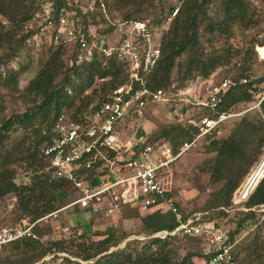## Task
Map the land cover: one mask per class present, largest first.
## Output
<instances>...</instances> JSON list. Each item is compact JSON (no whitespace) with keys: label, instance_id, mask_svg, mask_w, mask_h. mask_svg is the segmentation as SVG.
Here are the masks:
<instances>
[{"label":"trees","instance_id":"trees-1","mask_svg":"<svg viewBox=\"0 0 264 264\" xmlns=\"http://www.w3.org/2000/svg\"><path fill=\"white\" fill-rule=\"evenodd\" d=\"M213 1L215 0L183 1L169 29L163 35L161 59L148 77L149 88L167 90L172 84L175 71L181 82L192 80L196 76L207 80L218 69L227 67L232 57L243 54L242 50H226L225 47L210 54L201 51L202 32L214 37L231 38L236 28L249 30L259 23L252 0H217L219 5L217 19H213L207 10L209 3ZM117 2L125 7L130 5L141 7L144 3L147 4V0ZM44 3L45 0H0V15L7 22L5 24L0 22V89L14 93L20 91L21 77L27 72L28 66L13 70L9 69L10 63L25 53L36 39L41 38L42 32L51 31L53 41L56 40L59 13L62 8L70 12L75 11V17L80 23L96 26L101 33L106 32L105 25L110 24L103 15L99 17L90 11L80 12L73 0H53L55 7L53 28H47L44 23L38 29H27L18 36H15L12 30H6L8 27L14 30L21 24L36 22ZM98 7H101L100 2H97ZM174 10L171 8L168 16ZM141 13L140 9L135 17L128 13L124 20H143ZM168 16L154 24L160 26ZM58 42L60 43L52 42L47 59L25 89L33 99V105L23 114L0 124V202L13 197L18 198L19 208L12 213V223L24 217L33 222L41 220L34 230L38 240L27 238L4 246L0 250V264H195L194 259L200 254L188 251L182 256L177 243L179 238H187V241L195 244L199 242L200 237L178 235L166 238L152 237L161 231L172 232L180 225L172 211H156L142 215L134 206L124 207L120 218L130 216L139 218L140 232L146 236L143 240H129L122 248L118 247L128 240L130 235L117 232L118 222L104 231L92 233L91 228L95 222L91 219L85 222L86 231L84 230L81 237L73 234L67 237L58 236L55 232L57 225H69L75 230L72 217L87 216L78 207L67 209L70 212L69 218L65 216L67 213L62 212L58 218L44 219L70 203V184L54 177L43 154V148L53 137V126L57 117L62 112H69L77 118L78 115L86 113L91 106H99L112 90L124 84L126 80L125 64L122 60L104 57L92 62L77 63L78 43L68 46L61 39ZM183 56L186 60L180 61ZM240 70L238 76H233L236 84L230 87L215 108L189 105L197 109L194 117L198 121L205 117L215 120L221 114L237 111L242 105L255 102L256 93L261 91L260 87L264 85V76L258 79L245 77L244 73L247 70L244 67H240ZM229 77L230 75L226 74L222 80ZM242 78L247 79V83L241 84L239 80ZM89 90H92L93 94L100 90L102 95L95 101L90 100V96L85 95ZM259 109L264 117V99ZM252 111L254 109L239 117L240 121L227 138H217L216 133L204 138V151L212 156L202 163L201 170L210 176L209 185L213 189L204 206L187 213L173 200L183 215V221L194 214L202 213L201 222H212L225 228L224 219L233 213L232 220L229 221L233 222L234 228L228 229L230 243H236L240 229L245 227L247 221L264 215L257 210L226 211L232 206L234 192L258 162L264 148V119H256L255 115L249 114ZM199 133L197 127L178 121L159 126L152 134L145 136V144L165 143L177 153L185 143L193 141ZM13 134L16 136L10 142ZM16 168L27 173L28 183L17 182ZM167 198L173 199L170 193ZM262 204L264 178L244 206L254 208ZM263 227L264 220L248 238L252 242L245 249L257 251ZM243 242L245 240L234 247L236 261L237 248L242 246ZM47 257L50 259L47 260ZM259 264H264V261Z\"/></svg>","mask_w":264,"mask_h":264},{"label":"built area","instance_id":"built-area-1","mask_svg":"<svg viewBox=\"0 0 264 264\" xmlns=\"http://www.w3.org/2000/svg\"><path fill=\"white\" fill-rule=\"evenodd\" d=\"M178 10L179 8L175 9L160 26L149 20L110 21L104 33L96 26L80 23L75 17V11L70 12L66 8L60 10L56 41L61 39L68 44L78 43L77 63L92 62L104 57L122 60L126 80L112 90L99 106H91L77 118L69 112H62L57 117L53 137L43 148V154L54 177L70 184V203L44 219L58 218L60 213L74 207H78L89 217L104 216L113 219L120 217L126 206L136 207L142 215L172 211L180 225L172 232L161 231L152 237H206L211 242V250L207 253L208 258L204 264H236L234 247L256 230L263 222L264 215L247 221L245 227L240 229L236 243H230L228 230L212 222H201L202 213L183 221V215L174 205L173 199L167 198L170 183L167 184L165 178H172V165L197 143L206 136L218 134L223 123L259 108L264 96L245 110L224 113L215 120L206 117L200 121L186 118L184 112L179 110L176 116L178 121L197 127L200 133L193 141L185 143L177 153L165 143L146 145L145 137L126 142L121 140L128 120L142 119L150 105L170 101L166 90H152L148 87V77L161 59L163 35ZM54 11L53 0H45L37 19L42 18L47 28L51 29L54 27ZM247 81L245 78L239 80L241 84ZM236 82L232 77L226 78L209 85L202 99L184 101L187 104L215 108ZM187 93L180 91V95ZM252 174L253 171L234 192L232 206L227 212L257 210L264 213V204L254 208L244 206L264 178L263 174L256 183V178L249 183ZM5 204V208L0 210V250L23 239L38 240L34 230L41 220L33 222L24 217L12 223V213L19 208L18 198L8 199ZM74 226L75 230L69 225H57L55 232L58 236L73 234L81 237L83 229L77 223Z\"/></svg>","mask_w":264,"mask_h":264},{"label":"rangeland","instance_id":"rangeland-1","mask_svg":"<svg viewBox=\"0 0 264 264\" xmlns=\"http://www.w3.org/2000/svg\"><path fill=\"white\" fill-rule=\"evenodd\" d=\"M183 1L184 0H147V4L144 3L141 7L136 5L125 7L124 5L117 4V0H73L74 5L78 10H80V12L87 13L90 11L94 14H98L99 17L100 15H103L109 22L123 21L124 17L128 13L135 17L138 9H140L142 12L141 18L143 20H149L152 23L160 20L164 16H168L169 10L171 8H181ZM252 1L254 3V7L256 8V18L259 20V23L254 27L250 28L249 30H240L239 28H236L231 38H220L218 36H211L205 32L201 33V51L204 52V54L220 51V49L222 50V47H225L226 50H242L243 54L241 56L232 57L229 60V65L227 67L218 69L207 80L196 76L192 80H185L181 82L175 71L172 78V84L166 90L168 95L167 97L170 98V101L164 104L150 105L145 112V117L142 119L128 120L125 123L124 131L122 132V142L136 138L142 139L148 134H152L161 125L178 122V117H176V114L179 112V110L186 111V113H184L186 118L196 119L194 116L196 115L197 109L193 106L191 108L189 106L190 104H187L184 99H188L193 102L194 100H200V98L202 99L204 97L205 90L209 85L221 81L226 74L230 75L232 78H234L233 76H238L239 73H241L240 67H244L247 70L244 73L245 77H254L258 79L264 76V55L258 51V48L264 47V0ZM97 2H100V8H97ZM218 6L217 0L209 3L208 5V13L213 19L219 18ZM0 22L3 24L7 23L1 15ZM43 23L44 20L41 18L36 22L33 21L32 23L16 26L14 30L11 27H8L6 30H12L11 32L14 33L15 36H18L22 35V33L27 29H38ZM108 26V24L105 25V28ZM42 33L43 34L41 38L39 37L36 39L28 48V50L25 51V53L21 54L18 59L9 65V69L13 70H19L22 66H28V69L25 75L21 77L19 92L14 93L0 89V124L3 121L13 119L14 116L23 114L33 105V99L26 93L25 89L28 86L30 80L36 76L39 69L41 68V65L47 59L48 50L52 45V42H54V44L60 43L56 40L53 41L51 31H44ZM185 60V56L181 57L180 59V61ZM260 88L262 90L256 93L255 102L249 105H242V107L236 112L245 110L258 103L264 96V85H262ZM180 91L188 93L185 95H180ZM85 95L90 96V100L93 99L95 101L102 94L100 90L96 94H93L92 90H89L85 93ZM249 114H252V116L255 115L256 119H264L259 108H255L254 111ZM239 121V118H234L227 121L226 123H223L220 126L219 133L216 134V137L221 139L230 136ZM15 134L18 135L19 133ZM15 134L12 135L13 137L10 139V142H12L13 138H15ZM204 144L205 143L203 139L190 151L184 154L176 163L172 165V178H165V182L167 184L170 183L168 188L171 197L175 202H178L183 210L187 213L192 212L196 208L203 207L209 198V194L213 191L209 185L210 176L201 170L202 163L212 156L205 153ZM263 159L264 148L262 149V153L258 162L250 169L249 173L242 180L241 184L252 171H256ZM16 169L18 172L17 182L25 181L28 183V176L24 175V170L20 168ZM5 202L7 201L5 200ZM5 202H0V210L5 208ZM65 213L68 214L65 216H68L69 218V210L63 212V214ZM232 216L233 213L223 221L226 230H232L234 228L233 222L229 221L232 220ZM91 219H93L95 222V225L91 228V230H93L92 233L95 231H104L107 227H110V225H114L116 222H118V225L116 226L117 232L119 234L125 232L130 235L129 239L125 242L132 239H145L146 235L140 232L141 221L137 217L130 216L129 218H120L117 216L114 219L104 216H94L91 218L86 215H79L76 218L75 216L72 217L73 222L83 225L81 227L83 228V231H86V228L84 227L85 222ZM249 237L250 236L244 238V244L237 248L236 253L238 259L236 264H259L260 262L264 261V227L261 231V239L258 244L257 251L253 249H245V247L250 244V242H252L250 239L248 240ZM187 240V238H179L177 246L181 248V255L184 256L188 251L198 252L200 256L195 258L194 262L195 264H201V259L208 257L207 253L211 250L210 240H208L206 237H200L198 238L199 242L195 244H192ZM125 242L118 248L124 247ZM48 258L49 257L46 259L48 260Z\"/></svg>","mask_w":264,"mask_h":264},{"label":"bare ground","instance_id":"bare-ground-1","mask_svg":"<svg viewBox=\"0 0 264 264\" xmlns=\"http://www.w3.org/2000/svg\"><path fill=\"white\" fill-rule=\"evenodd\" d=\"M258 51H259L262 55H264V47L258 48ZM263 174H264V159H263L262 162L259 164V166H258V168L256 169V171L253 172V174H252V178H251V180H250L249 183H251V181H252L253 178H256V179H255V183H256L257 180H258L261 176H263ZM255 183H254V184H255ZM248 186H249V184L246 186V189H248ZM252 187H253V186H252ZM252 187H251V188H252ZM250 190H251V189H250Z\"/></svg>","mask_w":264,"mask_h":264},{"label":"crops","instance_id":"crops-1","mask_svg":"<svg viewBox=\"0 0 264 264\" xmlns=\"http://www.w3.org/2000/svg\"><path fill=\"white\" fill-rule=\"evenodd\" d=\"M75 220H76V219H75ZM74 223H76V222H74ZM207 258H208V257L201 259V261H202L201 264H204V261H206Z\"/></svg>","mask_w":264,"mask_h":264},{"label":"water","instance_id":"water-1","mask_svg":"<svg viewBox=\"0 0 264 264\" xmlns=\"http://www.w3.org/2000/svg\"><path fill=\"white\" fill-rule=\"evenodd\" d=\"M125 244H126V242H125ZM125 246V245H124Z\"/></svg>","mask_w":264,"mask_h":264}]
</instances>
